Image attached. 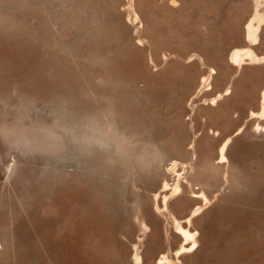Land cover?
I'll use <instances>...</instances> for the list:
<instances>
[{"label":"rangeland","instance_id":"obj_1","mask_svg":"<svg viewBox=\"0 0 264 264\" xmlns=\"http://www.w3.org/2000/svg\"><path fill=\"white\" fill-rule=\"evenodd\" d=\"M263 93L264 0H0V264H264Z\"/></svg>","mask_w":264,"mask_h":264},{"label":"bare ground","instance_id":"obj_2","mask_svg":"<svg viewBox=\"0 0 264 264\" xmlns=\"http://www.w3.org/2000/svg\"><path fill=\"white\" fill-rule=\"evenodd\" d=\"M173 1V0H172ZM177 2H178V0H177ZM253 25V24H252ZM252 25L251 24H249L248 25V27H247V30H248V34L249 35H251L252 34ZM254 31V30H253ZM243 50V49H242ZM245 50V52H247L248 54H251V51L249 50V49H244ZM253 53V52H252ZM240 57V52H239V50H237V51H235L234 52V54H233V58L234 59H237V58H239ZM213 71H214V69H213ZM206 79V78H205ZM203 81H205L204 79H203ZM201 90V89H200ZM199 90V91H200ZM198 93V92H197ZM230 93V90H229V88H227L224 92L222 91V93H218V98H221V97H223V96H225V95H227V94H229ZM200 94V93H199ZM196 97V96H195ZM216 98V97H215ZM217 99V98H216ZM215 99V100H216ZM261 100H262V103H261V112H262V114H264V93L262 94V98H261ZM193 101V100H192ZM191 101V102H192ZM251 114H256V113H251ZM94 122H95V120L94 119H92ZM97 120V119H96ZM105 120V119H104ZM91 122V121H90ZM105 122V121H104ZM108 122V121H107ZM106 122V123H107ZM255 122V121H254ZM93 123V122H92ZM105 123V124H106ZM90 124V123H89ZM89 124H88V126H87V128L90 130V132H91V134H95V135H97V136H94V135H92V136H88V135H86L85 137L84 136H82L83 138H82V141L79 139L78 140V143H81V142H83V144L85 145H87V146H89L88 144H90V145H93V144H91V143H93L94 142V144H97L98 146L100 145V147L101 146H104V145H106L107 143H108V141L112 138L111 137V135H110V131L108 130V128H107V126H105V125H103V124H98L97 122H95L94 124H90V126H89ZM254 124V123H253ZM242 126V125H241ZM256 127L257 128H262L263 126H261L259 123H257L256 124ZM22 128H24V127H22ZM15 130H14V135L16 136V130H20V129H17V128H14ZM41 129V128H40ZM240 129H241V127L239 128V130L237 131V132H239L240 131ZM28 130V129H27ZM56 130V129H55ZM23 130L21 129V131H19L18 132V135L16 136V137H14V135H13V132H11V131H9V132H5V135H9L10 136V134L11 135H13V138L11 139L12 140V144H13V146H15V147H17V148H20V149H24V150H27V149H42V150H44V152H47V151H45V150H48L49 152H51V151H54V152H57L56 150H58L60 147H61V142H63V141H59V133H57L56 131H54L53 129H51V128H48V127H43L42 128V130H39L38 131V135H36V134H34V135H36V136H32V135H29V133H30V131L31 130H29V133H27L26 131H25V133L24 132H22ZM33 131V130H32ZM73 131V130H72ZM71 131V132H72ZM11 132V133H10ZM89 132V131H88ZM22 133V134H21ZM86 134V133H85ZM88 134V133H87ZM118 135V134H117ZM217 135V134H216ZM62 136V135H61ZM74 137H79V136H74ZM121 137V136H120ZM11 138V137H10ZM61 138V137H60ZM225 138V137H224ZM62 139V138H61ZM113 139V138H112ZM119 139V138H118ZM230 137L228 136L223 142H222V144L220 145L221 147H220V150H221V148H224L225 150H226V147H227V145H228V143H229V141H230ZM77 139L75 138V141H76ZM79 141H81V142H79ZM121 141H124V139L122 140L121 139ZM129 141V140H128ZM127 141V142H128ZM77 142V141H76ZM95 142H97V143H95ZM112 142H113V140H112ZM126 142V143H127ZM130 142V141H129ZM232 142V141H231ZM110 143V142H109ZM82 144V145H83ZM115 144V143H114ZM117 144V143H116ZM79 145H81V144H79ZM83 145V146H84ZM95 146V145H94ZM85 147V146H84ZM105 147V146H104ZM62 148V147H61ZM64 148V147H63ZM87 148V147H86ZM85 148V149H86ZM82 149V148H81ZM60 150V149H59ZM122 150V149H121ZM142 151V150H141ZM142 152H144V151H142ZM53 153V152H52ZM119 153V152H118ZM125 153H127V152H125ZM153 153V152H152ZM154 154V153H153ZM162 154V153H161ZM220 154H221V158H225L224 157V155L221 153V151H220ZM150 155V154H149ZM160 155V154H159ZM138 156V155H137ZM161 157V156H160ZM135 158V157H134ZM130 159V158H129ZM137 159H138V157H137ZM133 160V159H132ZM153 160H154V158H153ZM223 161V160H222ZM225 161H226V159H225ZM224 161V162H225ZM141 162V161H140ZM131 163V162H130ZM138 164V163H137ZM181 186V185H180ZM180 186L178 185V184H175V186L173 187V191H175V193L177 192V191H179L180 190ZM171 188V187H170ZM182 188V187H181ZM167 190V189H166ZM165 189H164V191H166ZM172 191V190H171ZM167 195V194H166ZM166 195H163V199H164V204L166 205V199H167V196ZM193 197L194 198H196V200L197 199H200V200H203V201H207V196H206V194H205V192L203 191V190H200V191H198V192H194V194H193ZM193 199V198H192ZM169 200V199H168ZM199 200V201H200ZM208 202V201H207ZM201 208H202V206H200ZM200 207H197V209L198 208H200ZM196 209V208H195ZM199 213V212H198ZM192 214V213H191ZM191 218H192V215L191 216H188L187 217V221L188 222H190L191 221ZM186 223V222H185ZM183 225V224H182ZM186 225V224H185ZM177 234H179V235H181V236H183L185 239V241L182 243V245L180 246V247H178V249L176 250V252H177V254H184V252H187L188 250H190V249H194L193 248V245H195L196 244V239H195V236H196V234H197V231L196 230H193V231H191L190 229H188V228H184V227H182L181 225H180V223L178 224V227H177ZM183 241V240H182ZM170 254V253H169ZM168 254V255H169ZM174 255H176V253L174 254ZM180 256V255H179ZM169 257V256H168ZM167 256H166V254L165 255H162V256H160L159 257V259H158V264H167V263H170L171 262V260L172 259H169ZM170 257H171V255H170ZM137 259L140 261L141 260V257L139 256V255H137ZM184 260V259H183ZM172 264V263H171Z\"/></svg>","mask_w":264,"mask_h":264},{"label":"snow or ice","instance_id":"obj_3","mask_svg":"<svg viewBox=\"0 0 264 264\" xmlns=\"http://www.w3.org/2000/svg\"><path fill=\"white\" fill-rule=\"evenodd\" d=\"M213 103H215V101H213ZM221 153L224 155V157L226 158V155H227V153H226V150L224 149V148H221ZM223 162V161H222ZM197 246L196 245H193V248H196ZM189 251H191V249L189 250Z\"/></svg>","mask_w":264,"mask_h":264}]
</instances>
